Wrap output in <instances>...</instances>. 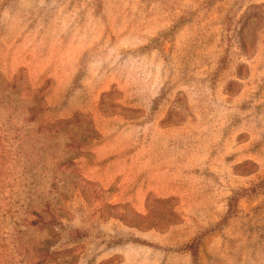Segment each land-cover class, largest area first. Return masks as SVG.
Instances as JSON below:
<instances>
[{
  "label": "rangeland",
  "instance_id": "374dc122",
  "mask_svg": "<svg viewBox=\"0 0 264 264\" xmlns=\"http://www.w3.org/2000/svg\"><path fill=\"white\" fill-rule=\"evenodd\" d=\"M0 264H264V0H0Z\"/></svg>",
  "mask_w": 264,
  "mask_h": 264
},
{
  "label": "trees",
  "instance_id": "16d2710c",
  "mask_svg": "<svg viewBox=\"0 0 264 264\" xmlns=\"http://www.w3.org/2000/svg\"><path fill=\"white\" fill-rule=\"evenodd\" d=\"M245 196V195H244ZM233 198V197H232ZM231 200V198H230ZM234 199H232L233 201ZM200 242V238L197 236L194 238L190 243L185 244L183 247L179 249V251H189L191 254L194 256L195 255V250L198 246V243Z\"/></svg>",
  "mask_w": 264,
  "mask_h": 264
}]
</instances>
